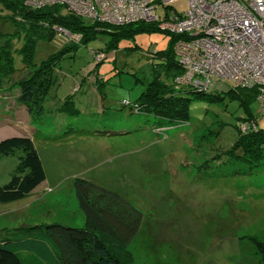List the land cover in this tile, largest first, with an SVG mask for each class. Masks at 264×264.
Masks as SVG:
<instances>
[{
    "label": "rangeland",
    "instance_id": "374dc122",
    "mask_svg": "<svg viewBox=\"0 0 264 264\" xmlns=\"http://www.w3.org/2000/svg\"><path fill=\"white\" fill-rule=\"evenodd\" d=\"M171 7L182 13L186 0ZM7 16L0 6V20ZM11 25L2 24L0 31L14 32ZM173 40L150 28L122 38L116 49L113 37L100 33L75 45L51 77L48 113L37 123L20 102L18 72L24 68L19 53L13 54L12 75L0 72V141L31 138L47 177L27 198L0 204V231L51 224L83 228L74 188L79 178L118 195L142 215L128 248L134 264H260L255 242L264 243V158L250 169L230 157L252 159L233 147L248 134L237 125L246 118L256 121L257 131L264 129L259 101L233 98L224 93L229 83L220 82L200 97L184 88L185 122H163L125 106L153 81ZM62 42L56 37L39 43L35 62L72 46ZM100 51L107 54L103 63L94 55ZM71 95L80 114L67 119L58 109ZM21 156L0 157V186L10 182ZM212 158L220 164L205 168Z\"/></svg>",
    "mask_w": 264,
    "mask_h": 264
},
{
    "label": "trees",
    "instance_id": "16d2710c",
    "mask_svg": "<svg viewBox=\"0 0 264 264\" xmlns=\"http://www.w3.org/2000/svg\"><path fill=\"white\" fill-rule=\"evenodd\" d=\"M25 1L0 0L2 9L7 10L8 15H11V18L7 16V19L0 20V26L12 24L14 28V32L11 33L0 31V41L5 40L0 42V72L4 77L11 76L15 61L13 54L19 53L24 68L18 72L21 88L19 99L28 112L34 114L36 123L48 113L46 110L50 94L48 88L54 85L51 77L54 78L66 54L76 50L75 45L80 46L81 43L94 40L95 36L100 33L112 36L113 45L111 47L116 49L122 38L130 37L136 31L150 30V28L160 31L156 24L138 23L116 27L104 23H90L70 13L65 7L47 6L41 9H30ZM59 27L71 33L74 38L59 35L57 31ZM172 36L174 40L171 51L160 58L162 63L159 65L160 69L155 71V78L147 85L137 101L130 106L136 114L145 110L146 113L163 122L180 123L188 120L189 100L183 96L184 88H188V92L198 97L205 95V92H197L191 87L177 83V79L183 75L184 71L178 64L173 50L179 37ZM56 37L64 40L63 46L66 43L72 46L62 47L49 54L45 60L36 63L38 44L51 43ZM17 40L22 42L20 48L16 46ZM100 52L94 55L96 54L95 57L98 59L100 55H103L100 60L103 63L107 54L106 51ZM162 77L166 82H162ZM175 86L180 87L181 90L177 91ZM229 86L224 93L230 94L233 98L247 99V101L257 99L256 89L245 90ZM220 98L221 95L215 97V99ZM73 100V95L66 97L63 103L66 106L63 105L58 109L59 111L57 110L67 119L80 114ZM249 119L253 118L249 117ZM249 119L245 120L250 121ZM245 135L234 144L233 148L234 150L242 149L252 159L245 161L239 160L235 155H230V157L232 161H235L234 164L245 163L252 169L251 165L254 163L264 162V159L260 161L264 158V129L259 128L258 131H251ZM234 150L230 151L231 154ZM17 152H21L22 156L10 182L0 186V204H9L27 198L47 177L31 138L18 136L0 141V157L15 156ZM215 161L216 159H210L208 163H204V167L210 168L211 163ZM216 163L220 164L218 160ZM74 188L80 209L85 217L84 227L73 228L51 224L30 228H6L0 231V264H47L26 251L28 250L26 245L35 241L50 249L54 260L51 264H134L133 255L128 248L138 235L142 215L118 195L84 179H75ZM33 231L36 233L34 234ZM255 244L261 256L260 264H264V243L255 242Z\"/></svg>",
    "mask_w": 264,
    "mask_h": 264
},
{
    "label": "built area",
    "instance_id": "2783aa9c",
    "mask_svg": "<svg viewBox=\"0 0 264 264\" xmlns=\"http://www.w3.org/2000/svg\"><path fill=\"white\" fill-rule=\"evenodd\" d=\"M179 1L26 0L25 4L30 9L62 6L90 23L116 27L156 24L160 31L179 37L173 48L184 71L178 84L205 93L220 82L256 89L264 115V0H186L182 13L171 7ZM57 31L74 38L63 28ZM256 124L247 121L238 128L243 125L248 133L256 132Z\"/></svg>",
    "mask_w": 264,
    "mask_h": 264
},
{
    "label": "crops",
    "instance_id": "0c3cea01",
    "mask_svg": "<svg viewBox=\"0 0 264 264\" xmlns=\"http://www.w3.org/2000/svg\"><path fill=\"white\" fill-rule=\"evenodd\" d=\"M230 85V84H229ZM55 99V98H54ZM42 185V184H41ZM40 185V186H41ZM39 186V187H40ZM38 188H36L37 190ZM35 191V190H34ZM2 230V229H1ZM28 246V250H26L29 254H32L34 256H37L39 259H41L42 261H44L47 264H51L54 263V260L52 259V253L51 251H44V248H46V245L39 243V242H34L31 244H27L26 247ZM32 246V247H30ZM53 245L51 244V247Z\"/></svg>",
    "mask_w": 264,
    "mask_h": 264
}]
</instances>
